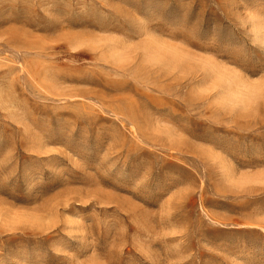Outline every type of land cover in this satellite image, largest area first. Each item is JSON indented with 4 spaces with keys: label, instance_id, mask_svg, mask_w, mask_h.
<instances>
[{
    "label": "rangeland",
    "instance_id": "374dc122",
    "mask_svg": "<svg viewBox=\"0 0 264 264\" xmlns=\"http://www.w3.org/2000/svg\"><path fill=\"white\" fill-rule=\"evenodd\" d=\"M0 264H264V0H0Z\"/></svg>",
    "mask_w": 264,
    "mask_h": 264
}]
</instances>
